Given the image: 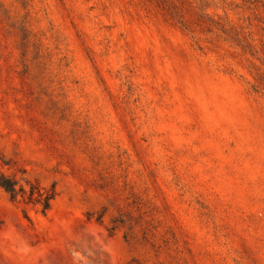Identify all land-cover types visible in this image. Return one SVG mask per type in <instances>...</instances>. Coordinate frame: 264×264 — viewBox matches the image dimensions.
Segmentation results:
<instances>
[{
  "label": "rangeland",
  "instance_id": "374dc122",
  "mask_svg": "<svg viewBox=\"0 0 264 264\" xmlns=\"http://www.w3.org/2000/svg\"><path fill=\"white\" fill-rule=\"evenodd\" d=\"M0 264H264V0H0Z\"/></svg>",
  "mask_w": 264,
  "mask_h": 264
},
{
  "label": "trees",
  "instance_id": "16d2710c",
  "mask_svg": "<svg viewBox=\"0 0 264 264\" xmlns=\"http://www.w3.org/2000/svg\"><path fill=\"white\" fill-rule=\"evenodd\" d=\"M0 186L8 193L11 201H16L21 196L25 201L37 205L42 214H46L55 199V190H43L31 185L27 190L17 186V182L6 175H0Z\"/></svg>",
  "mask_w": 264,
  "mask_h": 264
}]
</instances>
